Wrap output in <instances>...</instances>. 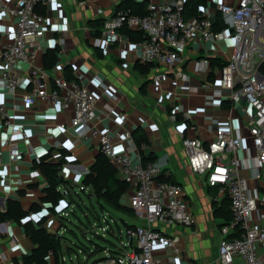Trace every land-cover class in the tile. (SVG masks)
Here are the masks:
<instances>
[{
  "label": "built area",
  "instance_id": "2783aa9c",
  "mask_svg": "<svg viewBox=\"0 0 264 264\" xmlns=\"http://www.w3.org/2000/svg\"><path fill=\"white\" fill-rule=\"evenodd\" d=\"M50 1L0 0V22L3 16H14L16 19L12 37L9 27L0 29V65L3 68L0 87L16 92L24 83L31 85L30 92L23 96L27 106L34 105L36 99L50 103L59 101L62 109L72 106L74 117L71 125L77 135L85 139L96 138L100 152L132 188L129 205L134 211V218L145 223L126 228L127 240L120 238V246L116 248L119 254L105 249L103 259L96 264H193L191 261L182 262L178 254L173 261L156 256L158 246L178 252L179 243L177 234L161 231L156 225L192 227L196 223L184 187L176 182L159 180L161 168L151 161L143 163L142 152L147 148L146 143L141 145L139 157L133 161L128 152L117 149L115 136L109 130L103 131L90 124L97 98L80 78L68 80L65 73L58 74L53 78L54 90L47 91L48 70L35 65L34 59L39 41L50 25L47 17L38 13L36 8ZM105 1L115 3L118 0ZM186 1L149 2V13L145 16L115 11L105 17L95 45L104 52L116 44L129 46L137 61L153 64L158 69L151 78L153 82L160 83L168 79V72L175 69L181 61V52L190 43L205 48L214 42L232 40V53L226 64L219 68L218 86L205 96V106L223 108V102H228L230 114L238 109L241 118L235 122L230 116L226 122H221L205 111L203 116L209 123V131L214 133L213 139L203 141L183 136L182 143L190 169L203 177L207 186L218 188L220 196H227L230 203L232 219L220 228V264H264L259 256V251L264 249V0H239L236 5L211 0V4L199 8L197 17L187 20L183 16ZM217 12L221 13L225 26L220 31L213 28ZM123 28L142 32L144 39L132 41L121 32ZM22 63L30 65L27 77L20 73ZM210 65V59L204 58L197 62L196 68L206 71ZM176 76L182 77V74L177 72ZM102 87L108 95L116 92L103 83ZM179 111L182 107L175 110L172 121L176 122ZM240 123L246 128L247 136L240 133ZM60 128L66 129L64 125ZM7 130H11V136L22 134L21 129L13 126L8 112L0 104V133ZM118 137L128 140L130 132L118 133ZM59 155L56 152L53 156ZM23 158V149L12 143L9 161L17 163ZM41 160L36 156L34 163L40 164ZM242 172H247V176ZM40 175L44 176L39 170L30 173L31 178ZM76 189L89 192L81 183L77 188L63 185L58 189L65 198L56 206L54 222L57 220L59 224L51 232L63 235L60 223L75 204L70 202L69 193L78 195ZM215 199L218 200L217 197ZM103 220L106 223L113 221L107 212L103 214ZM101 228L107 231V228ZM47 259L55 264L53 252H49ZM59 261L65 264V256L61 255Z\"/></svg>",
  "mask_w": 264,
  "mask_h": 264
},
{
  "label": "crops",
  "instance_id": "0c3cea01",
  "mask_svg": "<svg viewBox=\"0 0 264 264\" xmlns=\"http://www.w3.org/2000/svg\"><path fill=\"white\" fill-rule=\"evenodd\" d=\"M122 1L51 0L48 4H39L38 12L47 17L50 25L36 48L34 64L46 69L48 50H56V64L47 69V91L50 93L54 90V76L64 74L65 68L70 67L74 78H80L88 91L96 95L94 117L90 124L103 131L109 130L115 136L117 149L128 152L133 161L139 157L140 147L136 139L145 137L143 143L147 144V148L142 153L154 157V163L161 168L160 176L184 187L196 223L192 227L156 225L161 231L179 236L178 252L158 246L156 256L173 261L178 254L182 262L220 264V228L225 223L220 206L224 197L220 196L218 190L214 193L204 178L190 169L182 138L197 137L203 141L213 139L214 133L209 131V123L203 116L205 111L218 117L221 122H226L230 116L235 122L241 118L238 109L230 114L228 102H225L227 107L223 105V108L205 106V96L218 86L216 79L220 78L219 67L210 65L206 71L196 68L197 62L204 58L226 61L232 53V40L214 42L205 48L190 43L181 52V61L175 69L168 72V79L155 83L151 77L158 69L152 67L147 75H143L136 67L138 61L129 46L116 44L104 52L95 45L91 23L98 19L104 21L105 17L117 11ZM200 1L211 4V0ZM221 1L236 5L239 0ZM15 20L14 16H3L0 22V29L3 26L10 28V37L15 29ZM20 66L21 75L27 77L30 65L22 63ZM177 72L182 77H177ZM2 75L3 68L0 65V78ZM102 83L109 89L114 88L115 93L110 91L114 95L106 94ZM30 90L31 85L27 83L16 92L0 87V104L8 112L13 126L22 131L19 136H11V130L0 133V213L6 210L10 199L16 200L26 211L36 208L26 220L35 224L42 221L41 225L51 231L57 205L44 200V188L47 186L45 177L30 176L32 171L38 170L34 163L35 157L39 156L54 164L60 163V178L68 182L70 187L77 188L100 153V146L96 138L85 139L77 135L71 125L74 117L72 106L62 109L59 101L50 103L41 99H36L32 106L25 105L23 96ZM179 107H182V111L178 112L174 122L172 115L176 114L175 110ZM61 125L66 129L62 130ZM239 129L243 136H247V130L241 123ZM124 131L130 132L128 140L118 137V133ZM12 143H17L24 151L23 160L17 163L9 161ZM56 152L60 155L53 156ZM242 174L247 176V172ZM248 183L252 185V182ZM131 190L122 198L123 204H128ZM119 215L116 219L122 223H145L144 220H136L122 213ZM33 248L34 244L25 235L20 223L12 220L0 222V264L21 260ZM259 256L264 263V249L259 251ZM52 262L50 264H54Z\"/></svg>",
  "mask_w": 264,
  "mask_h": 264
},
{
  "label": "trees",
  "instance_id": "16d2710c",
  "mask_svg": "<svg viewBox=\"0 0 264 264\" xmlns=\"http://www.w3.org/2000/svg\"><path fill=\"white\" fill-rule=\"evenodd\" d=\"M203 5H206L204 2L200 0H187L185 2L184 10H183V16L184 18L190 19L193 17H197L199 15V8ZM38 7V6H37ZM123 10L125 12H128L131 15H137V16H145L149 13L148 10V2L147 1H135V0H123L118 7L117 11ZM36 11L38 12L37 8ZM39 13V12H38ZM215 21L213 24V28L215 31L222 30L224 26V21L222 18L221 13L217 12L214 17ZM103 20L98 19L92 22V32L91 35L93 38L100 37L103 27ZM121 32L125 35H127L132 41H141L144 39V34L139 31L130 30L127 28L121 29ZM57 61V52L54 49H49L46 55L45 59V65L46 69H51L54 67ZM222 60L219 58H211V66H218L219 68H222L226 62H221ZM137 69L141 70V73L143 75H147L151 68L153 67V64H143L139 61L136 62ZM264 72V68H263ZM65 77L68 80L74 79V76L71 72L70 67H66L64 70ZM225 103V102H224ZM226 106V103L223 104ZM227 107V106H226ZM146 141L145 137H140L136 139V144L138 147H141V144ZM154 157L152 155H144L142 153V161L143 163L146 162H154ZM40 172L44 175L47 186L44 188V200L51 202L53 205L59 204V201L63 198H65V195L60 192L58 189L61 186L69 187L68 182H64L62 178L59 176V170H60V163L54 164L46 161V159L41 160L40 164H36L35 166ZM159 180H165L173 182L171 179H164L161 175ZM84 187L88 188V198L91 199L94 197L97 200V203L99 205V208L102 210L103 213L107 212L110 215V218L113 220L116 227L119 229L121 233L120 224L118 223V219H116L112 214L111 211L114 210L116 212L125 214L129 217L134 218V211L128 204H123L122 198L126 196L128 191L130 190V185L125 182L123 179L120 178L117 168L109 161V159L100 152L94 161V163L90 166L89 170L85 173L82 183ZM214 193H217L218 188L210 187ZM70 194V202L77 203L75 197L72 193ZM78 194L77 196H79ZM129 200V199H128ZM80 208H84L86 206L79 205ZM88 208V207H86ZM36 208L30 209L29 211H26L22 208L20 203L16 200L10 199L7 202L6 210L2 213H0V222L3 221H16L20 223L23 227L24 233L27 237L30 238L32 243L34 244V248L31 253L23 255L21 260H14V264H50L47 256L49 252L54 253L55 257V264H62L59 259L60 256L63 255V249L66 246L67 238L63 235H60L59 233L51 232L45 227L41 225L42 221L38 224H35L34 222L30 220H26L29 213ZM89 209V208H88ZM221 212H223V217L225 219V223L230 222L232 219V214L230 210V203L228 200V197L225 196L221 206H220ZM98 219V222H100V216L97 214L94 216ZM110 221V220H109ZM108 221V222H109ZM68 223V222H67ZM67 223L62 221L60 224L62 227L68 228L71 232L74 233L73 230H71L70 227H68ZM110 224V223H109ZM125 228H134V224H127L123 222ZM223 224V225H224ZM222 225V226H223ZM111 232L114 234V229L112 225L110 224ZM76 235V234H75ZM82 246V245H81ZM81 246H79L81 249ZM115 248H118L117 246H114ZM68 251H73L70 246H66ZM84 249L83 251L87 255V260L91 259L92 256L98 255L99 253H104L105 248L99 246L98 244H95V248L93 250H90L89 248L82 246ZM113 254H119V250L112 249L110 250ZM103 259V256L99 259H95L92 264H96L99 260Z\"/></svg>",
  "mask_w": 264,
  "mask_h": 264
},
{
  "label": "rangeland",
  "instance_id": "374dc122",
  "mask_svg": "<svg viewBox=\"0 0 264 264\" xmlns=\"http://www.w3.org/2000/svg\"><path fill=\"white\" fill-rule=\"evenodd\" d=\"M79 196H77L74 192H72L73 196L75 197L77 204L75 203L74 206L69 208L68 216L64 217V222L67 223L68 227L74 231L71 232L68 228L63 227L62 233L68 239L66 246H70L73 251H68L66 246L63 249V255L66 258L65 264H92L95 259H99L100 257L104 256L103 253H99L98 255H94L91 259L86 260V253L83 251L84 249L82 246L93 250L95 248V244H98L101 247H104L106 250H114L116 249L114 246H120V238L125 241L126 232L124 224L118 220L120 224L121 233L119 229L116 227L114 222L109 221L114 229V234L111 232V227H109V223L104 222L103 220V212L99 208L96 198H92L91 201L88 198V191L86 193L79 191ZM85 204L84 208H80L79 205ZM100 216V222L98 219L95 218V215ZM111 214L118 218L120 215L119 212L114 210L111 211ZM59 222L56 220L54 228L58 226ZM101 227L107 228V231H103ZM166 227V226H165ZM55 228V229H56ZM82 245V246H81ZM81 250L80 251V247Z\"/></svg>",
  "mask_w": 264,
  "mask_h": 264
}]
</instances>
